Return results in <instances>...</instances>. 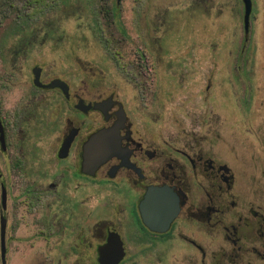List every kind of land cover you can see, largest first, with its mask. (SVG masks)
<instances>
[{
	"label": "flooded vegetation",
	"instance_id": "flooded-vegetation-1",
	"mask_svg": "<svg viewBox=\"0 0 264 264\" xmlns=\"http://www.w3.org/2000/svg\"><path fill=\"white\" fill-rule=\"evenodd\" d=\"M102 1L97 8L95 0L96 13L111 15L125 31L123 0ZM194 1L217 13L225 5ZM90 2L83 12L91 14ZM73 11V0H0V154L6 170L34 177L18 196L32 207L48 205L36 228L49 255L37 264H264V120L249 124L258 109L252 104L237 107L235 116L217 106L215 47L207 49L208 62L198 42L181 47L184 80L200 75L206 63L211 71L193 104L191 127L175 134L157 127L158 117L136 93L125 100L90 86L83 72L65 77L40 64L26 73L45 47L51 57L62 51L78 63L71 50ZM143 18L146 45L134 55L147 79L152 58L162 62L163 52L151 46L162 22L152 23V14ZM56 79L60 84L47 86ZM201 101L208 108L202 115ZM111 129L116 152L89 167L88 140ZM2 186L7 204L8 184L2 181L1 192Z\"/></svg>",
	"mask_w": 264,
	"mask_h": 264
},
{
	"label": "rangeland",
	"instance_id": "rangeland-1",
	"mask_svg": "<svg viewBox=\"0 0 264 264\" xmlns=\"http://www.w3.org/2000/svg\"><path fill=\"white\" fill-rule=\"evenodd\" d=\"M87 1L73 0L71 50L74 57H79L78 63L70 64L65 60V53L62 51L51 53L53 58L49 54V48L45 47L40 57L29 60L26 73L29 74L33 65L40 64L52 67L57 74L65 77H68L70 72H83L90 86L118 92L125 100H130L132 94L136 93L135 97L151 106L153 117H158L160 124L157 127L167 128L176 134L183 127H191L193 118L190 114L193 104L196 102L198 91L202 92L211 71L210 65L206 63V67L200 70V75L195 73L184 80L182 75L178 74V66L182 60L179 58L183 50L181 47L189 42H198L200 55L204 57V62H208V51L210 52L212 44L215 47L217 62L216 70L212 67L217 106L230 116H235L237 107L252 104L258 109L251 112L249 124L256 128L263 122L264 107H261V100L264 93V0H252V14L255 18L253 15L250 17L246 40L241 0H217L225 3L221 13H217L214 7L197 5L194 0H123L120 20L125 31L118 29L111 15L96 13V9L104 2L102 0H97V8L95 0L88 3L91 14L83 12L82 8L86 7ZM182 1L185 9L179 11ZM145 13L153 15L152 23L162 22L153 36L151 46L163 52L159 54L162 56L161 63L157 64L156 59L152 58L153 63L148 66L151 69H146L147 79L140 74V67L136 66L134 55L136 48L142 52L146 45V22L143 18ZM153 54L156 52L151 55ZM237 57L244 59L236 61ZM244 73H248V77L244 78H248L246 84L241 80ZM24 81H28L27 74ZM29 86L26 83L25 87ZM134 88L138 91H134ZM207 110L201 101L200 114ZM0 170V216L5 214L7 219V263L37 264L41 258L49 255L48 249L37 241L36 228L38 217L48 212V205L32 207L18 196L22 188L31 183L34 177L24 171L6 170L1 154ZM2 181L8 184L9 189L5 206L1 204Z\"/></svg>",
	"mask_w": 264,
	"mask_h": 264
},
{
	"label": "water",
	"instance_id": "water-1",
	"mask_svg": "<svg viewBox=\"0 0 264 264\" xmlns=\"http://www.w3.org/2000/svg\"><path fill=\"white\" fill-rule=\"evenodd\" d=\"M245 10H244V24L245 30H248V25L250 21V15L252 12V0H243ZM37 82V78L35 79ZM60 84V80H53L47 86H56ZM117 141L113 137V130H102L93 134L88 140L85 146V157L87 159V164L89 167H95L104 159H106L110 154L116 152L117 150ZM1 204L2 206L6 205V190L2 186L1 192ZM6 228H7V219L1 214L0 216V257L2 264L7 263V246H6Z\"/></svg>",
	"mask_w": 264,
	"mask_h": 264
}]
</instances>
